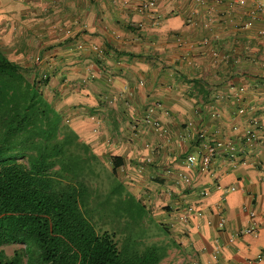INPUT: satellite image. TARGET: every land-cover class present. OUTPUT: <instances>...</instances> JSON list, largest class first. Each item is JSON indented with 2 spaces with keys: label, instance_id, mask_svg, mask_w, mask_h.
I'll return each mask as SVG.
<instances>
[{
  "label": "crops",
  "instance_id": "1",
  "mask_svg": "<svg viewBox=\"0 0 264 264\" xmlns=\"http://www.w3.org/2000/svg\"><path fill=\"white\" fill-rule=\"evenodd\" d=\"M145 2L0 0V48L87 146V175L147 210L158 234L138 240L158 264H264V229L236 235L264 223V13L252 18L255 0ZM217 139L233 157L186 165ZM189 205L201 214L183 222Z\"/></svg>",
  "mask_w": 264,
  "mask_h": 264
},
{
  "label": "trees",
  "instance_id": "2",
  "mask_svg": "<svg viewBox=\"0 0 264 264\" xmlns=\"http://www.w3.org/2000/svg\"><path fill=\"white\" fill-rule=\"evenodd\" d=\"M26 71L0 48V247L23 245L0 264H158L157 246L95 226L111 220L89 210L87 146L62 119L50 135L55 109Z\"/></svg>",
  "mask_w": 264,
  "mask_h": 264
},
{
  "label": "rangeland",
  "instance_id": "3",
  "mask_svg": "<svg viewBox=\"0 0 264 264\" xmlns=\"http://www.w3.org/2000/svg\"><path fill=\"white\" fill-rule=\"evenodd\" d=\"M50 114L51 119L50 122H48L47 127L49 129L50 135L53 137L55 134L54 127L58 121L62 119V116L59 112L54 110H52ZM62 124L68 125L63 120ZM70 162H74L76 167L81 166L79 159H74V161ZM108 180L109 179L107 178V175L105 173H101L99 177H91L87 182L88 186L86 187L90 190L89 194H92L95 197V202L91 205L93 207H91L89 210L95 213L97 217L106 215L107 218L113 220L109 221V219L104 218V220H102L103 222L101 223L99 222V218L94 220L92 219L93 221L99 219L97 223L94 222L95 226H102V228L112 229L116 232L122 231L124 233H128L131 237H136L135 239L149 237L143 242L144 244H148L151 241V236L158 234V226L151 223L152 219L148 216L147 210L141 207L140 203H138L136 198L132 196L130 192H128L126 189L123 192V187L118 184L116 180L113 179V177L109 184ZM150 246L153 245L150 244ZM22 247V244L10 243L2 245L0 248L6 253L7 256H11L16 250H19ZM157 249L159 248H156V250ZM157 253L158 255H161L162 251L159 250Z\"/></svg>",
  "mask_w": 264,
  "mask_h": 264
},
{
  "label": "built area",
  "instance_id": "4",
  "mask_svg": "<svg viewBox=\"0 0 264 264\" xmlns=\"http://www.w3.org/2000/svg\"><path fill=\"white\" fill-rule=\"evenodd\" d=\"M240 2H244L247 0H238ZM156 3V0H146L145 2V6L146 7H153ZM259 13H264V0H255V4L252 7L250 14L252 16V18H257ZM249 23H245L244 26H248ZM259 35L264 39V29H260L259 30ZM95 50H98V47H94ZM153 107H149L146 114H145V121L147 123H151L155 128H156V123L152 120L151 118V112L153 111ZM245 112L244 108H238V113L242 114ZM199 138H203L204 137V133L203 132H199L198 134ZM236 148L235 145L232 143V141H230L229 139H217L214 140L213 142L207 144L205 146V150L203 153L201 154H196V153H189L187 154L186 158H185V163L188 167H191L195 164L198 165L199 169L201 171H208L213 160L214 157L218 154V153H225V155L229 158L233 157L235 154ZM231 190H234V187L230 188ZM196 214V215H200L201 211L199 210H195L193 208V206L189 205L186 207L184 213H181L179 215V219L183 222H187L189 219V214ZM223 219H221L220 223H223ZM260 229H264V223L261 225H255L254 223L242 228L240 230L237 231L236 235H257ZM191 264H198L196 261H193Z\"/></svg>",
  "mask_w": 264,
  "mask_h": 264
}]
</instances>
